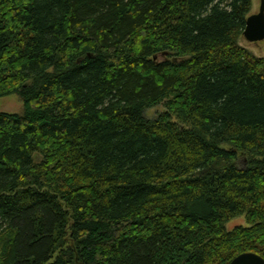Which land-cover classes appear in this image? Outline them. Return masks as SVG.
I'll list each match as a JSON object with an SVG mask.
<instances>
[{"label": "trees", "instance_id": "obj_1", "mask_svg": "<svg viewBox=\"0 0 264 264\" xmlns=\"http://www.w3.org/2000/svg\"><path fill=\"white\" fill-rule=\"evenodd\" d=\"M250 8L0 0V98L23 102L0 111V264L264 259V57L238 44Z\"/></svg>", "mask_w": 264, "mask_h": 264}, {"label": "rangeland", "instance_id": "obj_2", "mask_svg": "<svg viewBox=\"0 0 264 264\" xmlns=\"http://www.w3.org/2000/svg\"><path fill=\"white\" fill-rule=\"evenodd\" d=\"M259 8V0H251V8L249 14L257 13ZM238 44L247 49L256 57H264V40L257 42H247L242 36L238 39ZM23 110V102L16 94L7 95L0 98V111L7 113H21ZM165 107L163 104H158L145 110V116L148 119H154L158 114L163 112ZM245 223L244 216H237L227 222V228H233L237 225Z\"/></svg>", "mask_w": 264, "mask_h": 264}, {"label": "water", "instance_id": "obj_3", "mask_svg": "<svg viewBox=\"0 0 264 264\" xmlns=\"http://www.w3.org/2000/svg\"><path fill=\"white\" fill-rule=\"evenodd\" d=\"M241 36L247 42L264 40V0H259L257 13L249 14L246 17ZM229 264H264V259L256 253L244 252L233 258Z\"/></svg>", "mask_w": 264, "mask_h": 264}]
</instances>
